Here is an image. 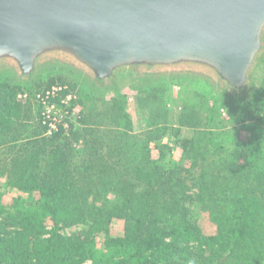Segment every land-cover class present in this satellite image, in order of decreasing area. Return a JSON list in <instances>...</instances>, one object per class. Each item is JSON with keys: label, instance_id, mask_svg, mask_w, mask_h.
Instances as JSON below:
<instances>
[{"label": "trees", "instance_id": "trees-1", "mask_svg": "<svg viewBox=\"0 0 264 264\" xmlns=\"http://www.w3.org/2000/svg\"><path fill=\"white\" fill-rule=\"evenodd\" d=\"M259 69L248 101L238 104L246 146L264 128V65ZM21 91L0 87V133L22 120ZM72 128L42 135L14 159L7 186L18 195L0 190V217L13 211L12 231L0 223V264H264V165L254 163L252 149L237 152L246 163L210 173L194 170L193 161L163 168L147 154L122 167L94 152L75 166L66 137ZM220 148L207 142L204 151ZM115 221H123L120 236L111 234ZM75 226L84 228L61 233Z\"/></svg>", "mask_w": 264, "mask_h": 264}, {"label": "water", "instance_id": "water-1", "mask_svg": "<svg viewBox=\"0 0 264 264\" xmlns=\"http://www.w3.org/2000/svg\"><path fill=\"white\" fill-rule=\"evenodd\" d=\"M264 60V0H0V71L30 81L68 65L94 88L170 73L251 93Z\"/></svg>", "mask_w": 264, "mask_h": 264}, {"label": "rangeland", "instance_id": "rangeland-1", "mask_svg": "<svg viewBox=\"0 0 264 264\" xmlns=\"http://www.w3.org/2000/svg\"><path fill=\"white\" fill-rule=\"evenodd\" d=\"M8 83L31 95L55 83L67 84L76 92L78 116L72 128L74 134H66L75 166L94 158L89 156L94 152L102 156L103 161L122 167L135 166L147 154L149 162L163 168L193 161L196 162L194 170L210 173L228 165L239 167L246 163L247 158L237 152L249 149L256 156L254 163L264 165V128L256 131L257 137L248 146L249 131L242 129L244 114L238 104L248 101L250 94L245 98L223 95L213 83L200 76L170 73L94 88L76 69L51 62L30 81H17L14 72L3 69L0 87ZM254 124L258 125V121ZM178 130L182 132L180 137L186 135L185 140H189L186 148L182 138L176 137ZM42 132L37 104L23 102L22 120L13 124L9 132L0 133L1 191L10 196L18 195L7 186L13 161L21 150L41 139ZM207 142L218 143L221 148L206 153ZM133 153L137 158L132 157ZM188 154L191 157L187 158ZM99 190L103 196L111 194L102 186ZM192 210L198 218L199 206L195 205ZM11 214L13 211L8 210L0 217L7 231L13 230L9 223ZM122 227L123 221L113 222L111 234L120 236ZM83 228L75 226L61 233L71 235Z\"/></svg>", "mask_w": 264, "mask_h": 264}, {"label": "built area", "instance_id": "built-area-1", "mask_svg": "<svg viewBox=\"0 0 264 264\" xmlns=\"http://www.w3.org/2000/svg\"><path fill=\"white\" fill-rule=\"evenodd\" d=\"M17 100L22 103L34 101L37 104L39 123L45 137H53L60 131L67 133L70 125H74L77 120V95L67 84L55 83L32 95L26 91L19 92Z\"/></svg>", "mask_w": 264, "mask_h": 264}]
</instances>
